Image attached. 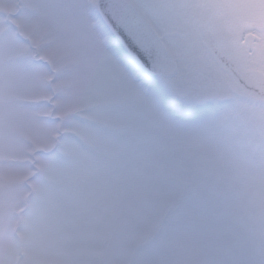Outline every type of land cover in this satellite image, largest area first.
<instances>
[{"label":"snow or ice","instance_id":"snow-or-ice-1","mask_svg":"<svg viewBox=\"0 0 264 264\" xmlns=\"http://www.w3.org/2000/svg\"><path fill=\"white\" fill-rule=\"evenodd\" d=\"M0 264H264V0H0Z\"/></svg>","mask_w":264,"mask_h":264}]
</instances>
